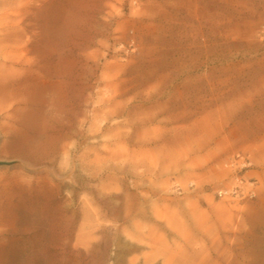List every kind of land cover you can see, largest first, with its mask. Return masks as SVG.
<instances>
[{
	"label": "rangeland",
	"instance_id": "obj_1",
	"mask_svg": "<svg viewBox=\"0 0 264 264\" xmlns=\"http://www.w3.org/2000/svg\"><path fill=\"white\" fill-rule=\"evenodd\" d=\"M25 4L45 110L22 121L43 130L53 176L75 148L76 231L108 244L104 264H264V0ZM58 80L74 87L71 130ZM19 122L0 119V174ZM233 186L240 196L216 194ZM62 251L48 264H84Z\"/></svg>",
	"mask_w": 264,
	"mask_h": 264
},
{
	"label": "bare ground",
	"instance_id": "obj_2",
	"mask_svg": "<svg viewBox=\"0 0 264 264\" xmlns=\"http://www.w3.org/2000/svg\"><path fill=\"white\" fill-rule=\"evenodd\" d=\"M22 3L18 11L20 23L15 24L13 19L16 12L11 7L13 0L0 2L4 9L0 15V20L3 21L0 23V119L10 120L11 124L16 118L17 123L19 118L21 121L15 128L18 133L13 139L15 161L9 163L10 167L4 174H0V264H48V250L57 257L64 254L62 249L68 248L80 260L85 261L84 264H104L108 244L98 243L101 247L97 248L90 234L76 231L79 210L75 206V148L70 144L62 147L71 156V166H58V174L53 176L44 166L49 149L46 148L43 130L30 124L27 126L23 122L24 117L44 113L42 98L45 75L41 59L37 61L35 69L29 59L27 7L25 0ZM60 81L58 80L54 99L64 103L63 107L68 110L71 130L76 113L73 102L74 87L69 81ZM63 84L66 85L63 87ZM33 90L40 98L38 103L31 100ZM116 108L114 113L118 110L124 113L126 107L117 102ZM96 118H99L98 114ZM57 132L52 135L54 139L59 137ZM73 134L74 131L70 132V135ZM55 152L56 150L52 153ZM12 167L18 168L11 170ZM27 172L35 173V177L31 178ZM48 187L57 195L47 197ZM65 189L70 191L69 197L62 201L61 196ZM229 197L234 196L229 195L226 198ZM75 237L78 241L73 244ZM104 238L107 239V235Z\"/></svg>",
	"mask_w": 264,
	"mask_h": 264
},
{
	"label": "built area",
	"instance_id": "obj_3",
	"mask_svg": "<svg viewBox=\"0 0 264 264\" xmlns=\"http://www.w3.org/2000/svg\"><path fill=\"white\" fill-rule=\"evenodd\" d=\"M242 160V162H241ZM240 162V163H239ZM247 162V160L243 159V157H241V155H237V159L234 160V163L235 164H243L245 165ZM242 193V190L239 189L238 187H227V188H221V189H218L216 194L219 196V197H227L229 195H232V196H240V194ZM254 194V193H253Z\"/></svg>",
	"mask_w": 264,
	"mask_h": 264
}]
</instances>
